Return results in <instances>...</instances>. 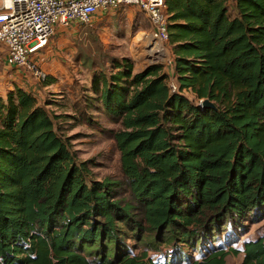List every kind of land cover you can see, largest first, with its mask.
Here are the masks:
<instances>
[{
  "label": "trees",
  "instance_id": "trees-1",
  "mask_svg": "<svg viewBox=\"0 0 264 264\" xmlns=\"http://www.w3.org/2000/svg\"><path fill=\"white\" fill-rule=\"evenodd\" d=\"M165 11L169 72H135L128 57L91 65L138 211L115 198L118 183L90 178L47 103L19 86L0 96V264H226L239 250L221 236L230 244L264 218V0H166ZM197 245L202 261L185 252ZM160 247L172 256L153 259ZM244 254L243 264H264V240Z\"/></svg>",
  "mask_w": 264,
  "mask_h": 264
},
{
  "label": "rangeland",
  "instance_id": "rangeland-1",
  "mask_svg": "<svg viewBox=\"0 0 264 264\" xmlns=\"http://www.w3.org/2000/svg\"><path fill=\"white\" fill-rule=\"evenodd\" d=\"M151 32L146 15L131 6L112 11L93 26L76 25L75 31L70 29L58 35L56 33L51 42L52 54L37 61L46 76L55 80L47 87L43 85L44 81L35 77L29 79L25 71L18 72L7 67L4 58L0 57V96L6 97L9 91L19 86L34 93L42 103H47L51 113L62 117L58 122L59 131L70 140L77 160L86 163L91 172L90 178L118 183L114 188L115 198L123 206L133 205L135 211L139 207L122 172L120 152L113 137L120 125L103 112L89 87L93 73L91 65L108 63L109 57L132 59L135 72L152 65H161L169 72L172 67L170 48L155 41L149 35ZM184 95L194 103H200L192 91L186 90ZM51 100L60 106L51 105ZM76 109L86 110L91 120L80 117ZM233 234L230 244H227L225 234L221 236L223 245L239 250V254H230L226 258V264H243L245 244L264 240V218L246 222L241 232L235 231ZM127 244L136 254L145 249L144 245L130 240ZM199 247L185 250L193 261L202 259L197 254ZM160 249L155 251L153 248L150 256L156 260H167L172 256V248ZM93 257L89 256V259Z\"/></svg>",
  "mask_w": 264,
  "mask_h": 264
},
{
  "label": "built area",
  "instance_id": "built-area-1",
  "mask_svg": "<svg viewBox=\"0 0 264 264\" xmlns=\"http://www.w3.org/2000/svg\"><path fill=\"white\" fill-rule=\"evenodd\" d=\"M140 9L151 24L154 40H169L166 0H0V53L5 62L45 81L38 58L48 47L56 27L75 22L89 26L100 11L122 7ZM173 92L178 88L170 84Z\"/></svg>",
  "mask_w": 264,
  "mask_h": 264
},
{
  "label": "crops",
  "instance_id": "crops-1",
  "mask_svg": "<svg viewBox=\"0 0 264 264\" xmlns=\"http://www.w3.org/2000/svg\"><path fill=\"white\" fill-rule=\"evenodd\" d=\"M103 18H104L103 17V12H100L96 21L98 22V21L102 20ZM70 29L72 31H75L76 30V26H70V28H69L68 25H66V26L60 25V26L57 27L56 33L58 35L59 33L64 32V31H69ZM50 54H52V45L51 44L43 51V53H41L39 55V60L46 59Z\"/></svg>",
  "mask_w": 264,
  "mask_h": 264
},
{
  "label": "water",
  "instance_id": "water-1",
  "mask_svg": "<svg viewBox=\"0 0 264 264\" xmlns=\"http://www.w3.org/2000/svg\"><path fill=\"white\" fill-rule=\"evenodd\" d=\"M200 106L204 109H217L216 105L212 101H210V99H204L200 101Z\"/></svg>",
  "mask_w": 264,
  "mask_h": 264
},
{
  "label": "bare ground",
  "instance_id": "bare-ground-1",
  "mask_svg": "<svg viewBox=\"0 0 264 264\" xmlns=\"http://www.w3.org/2000/svg\"><path fill=\"white\" fill-rule=\"evenodd\" d=\"M152 36V35H151ZM153 37V36H152Z\"/></svg>",
  "mask_w": 264,
  "mask_h": 264
}]
</instances>
